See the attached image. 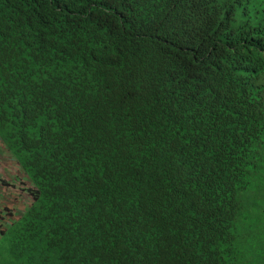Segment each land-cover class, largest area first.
<instances>
[{
    "label": "trees",
    "instance_id": "obj_1",
    "mask_svg": "<svg viewBox=\"0 0 264 264\" xmlns=\"http://www.w3.org/2000/svg\"><path fill=\"white\" fill-rule=\"evenodd\" d=\"M0 141L20 264H264V0H0Z\"/></svg>",
    "mask_w": 264,
    "mask_h": 264
},
{
    "label": "crops",
    "instance_id": "obj_2",
    "mask_svg": "<svg viewBox=\"0 0 264 264\" xmlns=\"http://www.w3.org/2000/svg\"><path fill=\"white\" fill-rule=\"evenodd\" d=\"M0 239L2 231L9 226L7 223L13 214L20 215L29 204L27 192L22 191L25 187L20 165L12 158L10 153L0 143ZM20 177V179H19ZM28 202V203H27ZM10 210V215L8 211ZM9 238L2 243L5 244L4 261L8 264H20L24 262L22 259H15L13 254L7 249L9 248Z\"/></svg>",
    "mask_w": 264,
    "mask_h": 264
},
{
    "label": "clouds",
    "instance_id": "obj_3",
    "mask_svg": "<svg viewBox=\"0 0 264 264\" xmlns=\"http://www.w3.org/2000/svg\"><path fill=\"white\" fill-rule=\"evenodd\" d=\"M0 143L2 144V142L0 141ZM3 145V144H2ZM4 146V145H3ZM0 156H1V154H0ZM13 158V157H12ZM14 159V158H13ZM15 160V159H14ZM22 176H24L25 177V175L23 174ZM19 179H20V177H19ZM25 180H26V177H25ZM27 192V191H26ZM27 195H28V198H29V203H30V200H31V198H30V196H29V194H28V192H27ZM28 203V202H27Z\"/></svg>",
    "mask_w": 264,
    "mask_h": 264
},
{
    "label": "rangeland",
    "instance_id": "obj_4",
    "mask_svg": "<svg viewBox=\"0 0 264 264\" xmlns=\"http://www.w3.org/2000/svg\"><path fill=\"white\" fill-rule=\"evenodd\" d=\"M4 264H8V263H4Z\"/></svg>",
    "mask_w": 264,
    "mask_h": 264
}]
</instances>
